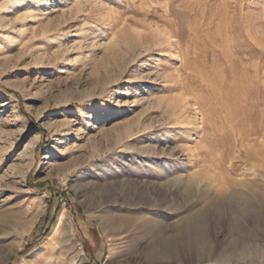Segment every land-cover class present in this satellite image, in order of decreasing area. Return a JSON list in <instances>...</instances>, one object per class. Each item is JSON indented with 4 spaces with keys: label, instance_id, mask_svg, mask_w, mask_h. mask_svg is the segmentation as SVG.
<instances>
[{
    "label": "rangeland",
    "instance_id": "374dc122",
    "mask_svg": "<svg viewBox=\"0 0 264 264\" xmlns=\"http://www.w3.org/2000/svg\"><path fill=\"white\" fill-rule=\"evenodd\" d=\"M20 15L0 29V264H264V0H0Z\"/></svg>",
    "mask_w": 264,
    "mask_h": 264
},
{
    "label": "bare ground",
    "instance_id": "6f19581e",
    "mask_svg": "<svg viewBox=\"0 0 264 264\" xmlns=\"http://www.w3.org/2000/svg\"><path fill=\"white\" fill-rule=\"evenodd\" d=\"M22 18H25V15L24 17ZM21 18V15L20 17H16L15 19H11V20H5L4 17H0V29H7V28H13V24L15 22V20L17 21V19H22ZM10 19V18H9ZM18 22V21H17ZM20 27H22V24L20 25ZM162 28V27H161ZM8 30V29H7ZM14 30V28H13ZM161 31V30H160ZM1 33V32H0ZM161 33V32H160ZM4 34V33H3ZM10 34V33H9ZM162 35V34H161ZM7 36H9L7 34ZM172 38V37H171ZM174 46V45H173ZM175 47V46H174ZM138 55V54H137ZM183 55V54H182ZM184 66V65H183ZM182 85V84H181ZM195 99V98H194ZM200 179V178H199ZM34 225V221H33V217L29 218V220H26V223L25 225H23L21 227V230L20 231H17V235L18 237H22L24 235V233H27L31 230V228L33 227ZM72 227V226H71ZM68 231H70V225H69V221H68V213H67V210L65 208H62L60 210V212L58 213L57 215V219H56V222L55 224L53 225L52 227V230L51 232L49 233V235L46 237V240L42 243V245L39 247V249H42V248H47V246L49 245H54V241L56 239L59 238L60 234L63 233L64 235L68 233ZM72 233V231H71ZM73 235V234H72ZM72 237V236H71ZM18 248H20V241H18ZM74 247L77 249V252H79V259H82V254H81V250H80V246H77L76 244H74ZM38 249V250H39ZM36 251L35 252H32L30 254V258L28 261V264H40V262L43 260V258L46 256V254L44 256H39V257H34ZM76 254V253H75ZM53 256V255H52ZM51 256V257H52ZM71 256V255H70ZM25 261V260H24ZM49 261V260H48ZM25 264V263H24ZM71 264V263H70Z\"/></svg>",
    "mask_w": 264,
    "mask_h": 264
},
{
    "label": "trees",
    "instance_id": "16d2710c",
    "mask_svg": "<svg viewBox=\"0 0 264 264\" xmlns=\"http://www.w3.org/2000/svg\"><path fill=\"white\" fill-rule=\"evenodd\" d=\"M5 90L8 93L13 94L14 96H18V93L13 91V90H10V89H5ZM20 109L27 116V114L23 110L21 104H20ZM41 132H42L43 138H42L41 142L38 144V146H40V144H43L45 142L44 138L47 134L44 129H41ZM27 183H28V179H27ZM44 184L46 185V189L50 192V200H51V202H53L55 200V197H54L55 195L52 194V187L48 183V181H47V183L39 184V186H42ZM28 186H32V185L29 183ZM60 191H61V195L63 196V198H65L66 194H67V190L61 188ZM52 222H53V218L49 219L48 218V211H46V213L43 215L42 220L40 222H38L34 226V229L32 230L31 236L34 238L32 240V243L31 244L27 243L26 246L19 252V255H21L24 252H28L31 249H33L35 246H37V244L41 241V239L47 234L48 229H49L50 225L52 224ZM37 235H39L38 238H36ZM82 242H83L84 246L86 247V253L89 254L90 258H92L91 260H93L91 249L89 247L88 241L86 239H82Z\"/></svg>",
    "mask_w": 264,
    "mask_h": 264
}]
</instances>
